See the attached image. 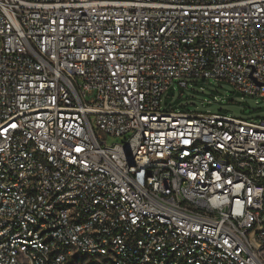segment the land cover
Returning <instances> with one entry per match:
<instances>
[{
	"label": "built area",
	"instance_id": "built-area-1",
	"mask_svg": "<svg viewBox=\"0 0 264 264\" xmlns=\"http://www.w3.org/2000/svg\"><path fill=\"white\" fill-rule=\"evenodd\" d=\"M190 81L264 100V0H0V264H264V119Z\"/></svg>",
	"mask_w": 264,
	"mask_h": 264
},
{
	"label": "rangeland",
	"instance_id": "rangeland-1",
	"mask_svg": "<svg viewBox=\"0 0 264 264\" xmlns=\"http://www.w3.org/2000/svg\"><path fill=\"white\" fill-rule=\"evenodd\" d=\"M191 88L187 90L170 91L163 98V104H169L172 109L189 111L196 114H223L245 121L264 119V100L250 97L241 98L235 89L222 81L202 82L190 81ZM216 97L217 101H213ZM87 103L94 101V93L87 95ZM99 137L107 144L116 142L99 133Z\"/></svg>",
	"mask_w": 264,
	"mask_h": 264
}]
</instances>
